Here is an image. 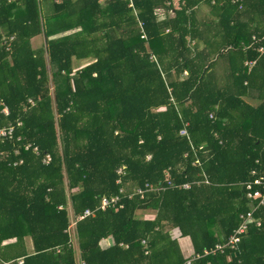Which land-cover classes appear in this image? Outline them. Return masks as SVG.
<instances>
[{"label": "trees", "instance_id": "1", "mask_svg": "<svg viewBox=\"0 0 264 264\" xmlns=\"http://www.w3.org/2000/svg\"><path fill=\"white\" fill-rule=\"evenodd\" d=\"M41 1L0 0V100L9 111L0 126L22 123L20 142L0 144V244L14 239L15 250L29 236L34 248L0 259L73 264L68 205L73 216L93 211L75 225L84 264H184L169 226L192 254L221 243L248 210L240 184L264 171V0H131L132 9L126 0ZM37 36L44 44L32 48ZM77 60L88 62L73 71ZM250 92L256 106L242 100ZM120 188L146 192L97 209ZM254 216L264 224V210ZM107 237L113 245L101 250ZM190 264H264V228Z\"/></svg>", "mask_w": 264, "mask_h": 264}, {"label": "built area", "instance_id": "2", "mask_svg": "<svg viewBox=\"0 0 264 264\" xmlns=\"http://www.w3.org/2000/svg\"><path fill=\"white\" fill-rule=\"evenodd\" d=\"M61 0H56V2H59ZM127 1V7L132 9V3L131 0ZM236 0H231L232 3H234ZM212 3V2H211ZM139 27V33L140 38L145 39V35L142 31L141 24L138 23ZM254 39V37H252ZM12 38H8L10 41ZM257 51L259 53L262 52L261 48H258ZM245 65L247 67H251L253 65V62H246ZM26 105L29 107L34 105V101L31 99L26 100ZM9 114V111L7 107L3 104V102L0 100V116L6 117ZM211 117V116H210ZM22 127V123L20 121H16L14 124H7L4 126H0V144L6 143V142H14L18 143L20 142L19 136H14L15 130L20 129ZM180 135H186L184 130L179 131ZM29 144H23L22 150L27 151L29 149ZM203 149V146H197L196 149H193V155L197 151H201ZM32 153L38 154L37 148L33 147L31 149ZM18 153V149H13V154L16 155ZM3 154L0 153V157H2ZM185 156V155H184ZM148 159V157H147ZM50 162V156L48 154H45L42 156L41 163L43 165H47ZM20 163V161H19ZM16 163H13V166H15ZM192 165H198V160L195 158L192 162ZM117 174L121 173V169H118L116 171ZM250 175L252 178L243 184H240L242 188H244V199L246 201L248 210L245 213H240L237 217L238 219V225L237 227L229 234L221 243H216L212 249L210 250H204L202 254H191L189 257L186 258L184 264H190L192 261L199 259L201 257L207 256V255H214V254H223L227 250H234L236 247V244L239 242L240 238L247 232V230L252 228H264V224H262L261 219L259 217H255L254 213L258 210H264V171L261 174L256 175L255 171H251ZM204 183H207L205 180ZM145 188H148L147 191H150L154 189V191H158L160 188H152L149 185H145ZM187 185H182V188L186 189ZM146 192V189H133L131 193H126L123 191V189L118 190V195L112 196V197H102L99 200V205L97 206V209L104 210L106 208H113V209H120V199L121 198H127L130 199L133 196H137L139 199L143 198V194ZM93 215V211L89 209H84L80 214L74 216L72 219H70L69 224L65 230V232L69 235V230L74 229L75 224L84 218L91 217ZM75 238V237H74ZM141 245H143V255H146L148 253V250L146 248V243L144 240H141ZM16 264H22V259H17ZM74 264H84V262L80 259V257H76L74 260Z\"/></svg>", "mask_w": 264, "mask_h": 264}, {"label": "crops", "instance_id": "3", "mask_svg": "<svg viewBox=\"0 0 264 264\" xmlns=\"http://www.w3.org/2000/svg\"><path fill=\"white\" fill-rule=\"evenodd\" d=\"M172 16H173L172 13H169V17H172ZM150 59L153 60L152 57ZM253 64H254V62H253ZM222 66H223V62L220 59V60H218V67H217V73H218V78H219L220 83H221L222 78H223L222 77L223 76ZM247 68H250V67H247ZM242 100L251 106H256L259 103V101L256 99L255 93H252V92H250L249 94H246L242 98ZM66 212H67V218H68V220H70L72 218V214H71L70 209L66 208ZM139 213H140L141 217L144 219L152 218L154 215L151 211H147V210H144V211L139 212ZM172 231L173 232L168 231L169 235L171 236V238H174L177 241L178 246H179L183 256L185 258L189 257L192 254V249H191V246L189 244L188 239L183 238V237H179L177 235L176 229H172ZM74 237H75V231H74V229L70 228L68 247L70 245L71 250H72V254L76 258V257H79L80 255H79V252L77 249V241ZM14 242H15L14 239H8L6 241L1 242V244H0V258L17 255L15 250H17V251L23 250L27 255H32L34 253L32 240L29 236H25L23 238V241H22L23 244L21 246H18L15 250L9 251L10 246H12L13 244L15 245ZM112 245H113V240L111 237L101 239L98 242V247L101 250L107 249V248L111 247ZM55 251H56V249H55ZM18 259H22V258H18ZM9 260H11V259H8L6 261H2L0 259V264H10L11 261H9ZM15 263H16V261H15Z\"/></svg>", "mask_w": 264, "mask_h": 264}, {"label": "rangeland", "instance_id": "4", "mask_svg": "<svg viewBox=\"0 0 264 264\" xmlns=\"http://www.w3.org/2000/svg\"><path fill=\"white\" fill-rule=\"evenodd\" d=\"M47 4H48V1H46V0H42L41 1V6L42 7H43V5H47ZM198 10H199V16H207L208 8L206 6L201 5ZM72 32H74V30L68 31V32L64 33V35L70 34ZM30 43H31V47L32 48H39V47H42L43 44H44L43 43V39H42L41 36H37V37L31 39ZM87 62H88V60H77V61H73V64H72L73 71H75V70H77L79 68H82L83 66H85L87 64ZM49 86H51V84ZM50 90L51 89L49 88V91ZM49 94L52 97L51 91L49 92ZM67 208H69V205H68ZM172 229H174V228H171L170 226L167 227V228H165V230L166 231H169V232H173Z\"/></svg>", "mask_w": 264, "mask_h": 264}, {"label": "clouds", "instance_id": "5", "mask_svg": "<svg viewBox=\"0 0 264 264\" xmlns=\"http://www.w3.org/2000/svg\"><path fill=\"white\" fill-rule=\"evenodd\" d=\"M67 208V207H66ZM74 216L72 215V218H73ZM71 218V219H72ZM69 221L70 220H68V224H69ZM76 225V224H75ZM68 226V225H67ZM67 228V227H66ZM74 231H75V227H74ZM68 235V234H67ZM68 239H69V235H68ZM75 239H76V234H75ZM69 248L71 249V247H70V245H69ZM80 257V256H79ZM81 259V258H80ZM17 260V259H16ZM74 260H75V257L73 256V264H74Z\"/></svg>", "mask_w": 264, "mask_h": 264}, {"label": "water", "instance_id": "6", "mask_svg": "<svg viewBox=\"0 0 264 264\" xmlns=\"http://www.w3.org/2000/svg\"><path fill=\"white\" fill-rule=\"evenodd\" d=\"M237 253H235V255H236Z\"/></svg>", "mask_w": 264, "mask_h": 264}]
</instances>
